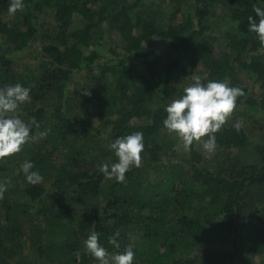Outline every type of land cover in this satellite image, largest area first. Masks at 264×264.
<instances>
[{"label":"trees","instance_id":"16d2710c","mask_svg":"<svg viewBox=\"0 0 264 264\" xmlns=\"http://www.w3.org/2000/svg\"><path fill=\"white\" fill-rule=\"evenodd\" d=\"M23 3L10 14V0H0V88L25 84L31 99L17 114L40 125L32 134L48 135L0 160L9 183L0 199V264H97L85 248L93 231L108 252H122L135 237L140 264H264V45L248 31V17L259 20L253 5L264 8V0H158L147 11L144 0ZM46 13L52 32L43 29ZM217 18L222 43L210 23ZM33 42L37 73L23 77L16 57ZM197 68L204 83L227 81L245 92L216 133L222 163L211 170L195 142L181 162L175 145L159 139L166 103L183 94V78L193 83ZM239 72L252 75L258 90ZM79 73L84 84L71 92ZM237 113H252L262 140L252 164L232 155L249 144ZM136 132L144 136L143 164L123 182L105 179L100 166L118 162L109 145ZM24 161L40 184L27 181ZM215 231L228 247L212 246Z\"/></svg>","mask_w":264,"mask_h":264},{"label":"clouds","instance_id":"9594fccd","mask_svg":"<svg viewBox=\"0 0 264 264\" xmlns=\"http://www.w3.org/2000/svg\"><path fill=\"white\" fill-rule=\"evenodd\" d=\"M23 8V0H10L8 11L15 14ZM253 12L259 20L257 22L253 16H249L248 31L257 34L259 41L264 45V8L254 4ZM205 79L207 78L193 75V83L183 89L180 97L172 99L165 109L167 117L163 121L164 128L169 133H175L181 141V144L174 148L175 151H179L181 147L186 152L190 151L196 142L200 143L206 152H214L217 147L216 133L221 131L232 117L238 97L245 95L240 87H231L227 81L202 82ZM30 99V89L19 83L0 88V160L18 154L24 145L48 135V131L32 134V124H35L36 129H39L40 125L35 121L27 123L17 114L20 107L30 102ZM233 127L239 130L240 124L237 122ZM205 137L207 139H204ZM109 147L118 162L104 163L100 166V171L107 180L123 182L125 174L133 166L138 168L141 165V154L144 151L143 133L136 132L117 138ZM33 167L32 162L24 161L21 170L30 184H40L43 177L39 172L31 171ZM6 191L7 183H0V199L4 198ZM99 236V233L93 231L85 241L87 252L99 264H133L134 252L131 247L123 253L110 255L99 242ZM108 243L119 248L116 236L109 237ZM75 255L79 259L80 253L76 252Z\"/></svg>","mask_w":264,"mask_h":264},{"label":"rangeland","instance_id":"374dc122","mask_svg":"<svg viewBox=\"0 0 264 264\" xmlns=\"http://www.w3.org/2000/svg\"><path fill=\"white\" fill-rule=\"evenodd\" d=\"M158 0H144V9L145 11L150 10L152 6H156L158 5ZM51 15L49 13H46L44 14L42 17H41V21L43 23V29L44 31H48V32H52V26L50 25V22H51ZM76 22H78V20H76ZM167 23L166 20H163L162 22V25H165ZM210 23H211V26L214 27L215 29V35L219 38V41L222 43L223 39H222V34L224 33V30H225V27L224 25L221 23L220 19L217 18V19H211L210 20ZM166 47V44H163L161 46V55H163L164 58L168 57L169 53L166 51L165 49ZM37 50H38V45L37 43H32V45H30L26 50H24L23 52L19 53L17 55V62H18V66H19V71L20 73L22 74L23 77L26 76V73L30 74V73H33V72H36L35 71V66L34 65V58L37 54ZM37 73V72H36ZM193 75H199L201 76L202 78L205 77L204 73H202V71L200 70V68H197L193 73L190 74V77L192 78ZM84 76L85 74L84 73H79V74H76L74 76V79L73 81L71 82V85H70V91L72 92V90L74 91V89H80V87L84 84ZM238 77L240 80L244 81L246 85H248L249 87L253 88L255 91H257V86L253 83V76L252 75H249L247 73H242V72H239L238 73ZM202 82H204V80H202ZM22 86L26 87L25 84H21ZM180 85L181 86H189L190 85V80L188 77L186 78H183L180 82ZM172 99H170L166 104L168 105L169 102L171 101ZM96 113V112H95ZM251 114L248 115H244V114H241V113H237L236 115H234V117L239 120V122L241 123H244V129L246 131V133L248 134L249 138H248V147L242 149V150H236L232 153V155L236 156L239 158L240 161H242V163L248 165V164H252L254 163V151H253V147L255 145H258L262 140H261V137L259 136V134H257L254 130H253V125H252V118H251ZM233 117V115H232ZM254 117V116H253ZM254 119H260L259 116H256ZM92 121L99 125L100 121L98 119V117L94 114L93 118H92ZM160 141H170L171 143H173L175 145V147L178 145V144H181V141L178 139L177 135L175 133H169L167 131V129H163L160 133V137H159ZM195 147L196 149L202 154L203 158H204V162L206 163V166L208 167L209 170L213 169L216 167V165L222 163V158H221V155L220 153L215 149L214 152H211V153H208L206 152L203 148H202V145L200 143H196L195 142ZM226 154V153H225ZM177 157H178V160L177 161H184L187 157H188V151H184L181 147V149L179 151H177ZM164 162H165V165L167 164V166L169 165L168 164V159L166 160L164 158ZM143 164V158H142V162H141V165ZM140 165V166H141ZM153 174V172H152ZM151 174V175H152ZM0 183H7V179H3L2 177H0ZM9 186V183H7V187ZM51 197V196H50ZM50 197L48 196L47 197V202L46 204L48 205L49 201H50ZM44 205L45 208L48 209V206L47 205ZM43 206V207H44ZM41 207V206H40ZM88 207V205L84 206L82 208V211L81 212H84V210H86ZM44 209V208H43ZM248 235V233H247ZM133 240L131 241L130 240V243L124 245V250L122 252H109L110 255H114V254H120V253H123L126 249H128L129 247L132 248V243L135 239V237L132 238ZM229 245V240H225L224 239V235L215 231V234L212 238V246L215 248V249H220V248H225V247H228ZM43 264H52L50 263L49 261H46V260H43L42 262ZM97 264H99V262L97 261ZM133 264H140L138 263L137 261H134L133 260Z\"/></svg>","mask_w":264,"mask_h":264}]
</instances>
